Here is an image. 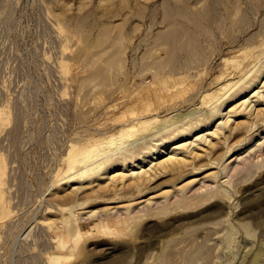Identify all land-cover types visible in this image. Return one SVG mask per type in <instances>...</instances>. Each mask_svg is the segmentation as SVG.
<instances>
[{"label":"rangeland","instance_id":"1","mask_svg":"<svg viewBox=\"0 0 264 264\" xmlns=\"http://www.w3.org/2000/svg\"><path fill=\"white\" fill-rule=\"evenodd\" d=\"M237 58L244 78L264 63V0H0V264H264V104L252 98L250 118L228 114L253 90L264 96L261 84L223 108L233 129L188 168L116 178L130 174L125 153L146 155L153 136L211 121L219 87L247 79ZM145 121L156 122L113 150L104 179L69 181L72 147ZM66 219L117 235L60 249Z\"/></svg>","mask_w":264,"mask_h":264},{"label":"bare ground","instance_id":"2","mask_svg":"<svg viewBox=\"0 0 264 264\" xmlns=\"http://www.w3.org/2000/svg\"><path fill=\"white\" fill-rule=\"evenodd\" d=\"M241 57L245 58L242 55H241ZM241 60H243V59H241ZM231 65H233L234 68H236V70H239L240 71L239 74L242 75V80L245 79V78H247L246 75H245V78L243 77L244 76L243 73L245 71L243 70V67H242L243 64H242V62L239 61L238 58H237V60L233 61ZM233 66H231L232 69H234ZM251 69H249V71ZM254 70L255 69H253L254 74L252 75V77L245 79L241 83H239V81H238V83L233 84V82H234L233 79L234 78H232V81L233 82L231 84V82H230L231 81L230 80V75L231 74L229 73V75H227V77H229V80L230 81L227 83V80H226V84L225 85L223 84L224 86L221 85L222 86V87L220 86L221 88L219 87V89H220V90L218 89L219 90V93L220 94H223V95L220 96V97H218L219 95L217 96V98H220V100L217 103L218 105H216V107H215L214 104L218 100L216 102L214 101L215 102L213 104L214 105V110H213V112L211 111L213 114L210 115V118L212 116V118H211L212 120L210 121V119H209V122H208V118L209 117L208 116L206 117L208 123H205V121H206V119H205L204 122L201 121L204 124H200V122H199L197 125H195L197 123V122H195V124L193 123L194 125L192 124L193 126L190 125L191 127H189V128H186V129H183V130L180 129L181 131L179 129H178V131L177 130H174L175 127L174 128H170V129L168 128L169 130L167 129V134L168 133L170 134L173 130H174V132H172L170 134V136L168 135V137L166 136V137L162 138L159 144L158 143H155V142H159V140H160V139H158L157 141L155 140V138H157L156 136H158V135L153 136V138L150 140L151 146H149V148H148V149L151 148V150H148V152L145 153L146 155H144V156L142 155V157L135 156L131 152L130 153L129 152L125 153V155L123 156L124 158L122 157L124 159V161H122L124 164L122 163V166L123 167H121V168H123L122 171H125V170L130 171V174H126V173L122 172V173H120V175L117 174L116 175V178L118 176L119 179H121V180L123 179L124 180L125 177H128L129 176V177H133L135 179H140V180L142 179L143 180V178L146 179V177L151 176L150 174L151 173L153 174L154 173L153 171L156 170L157 167L158 168L159 167H162V166H171V167H174V166H177V165L180 167V165H181V167L188 168L187 165H188V162L190 161V159H195V158H198V156L203 155L205 153V149H204L205 147L206 148L208 147V149H209V146H215L216 142H218L222 138L224 139V137H226V136L223 135V132L224 131H222V130L227 129L228 126L230 127L229 124L230 123L231 124L233 123L230 120V115L232 117V115H234L235 113H238V111L244 110V112L242 114L246 116L247 115V113H246L247 112L246 111L247 108H249V106L252 105V101H251L252 98H256L255 101H257V98H258L259 100H258L257 103L263 102L262 105L264 104V96H263V94L261 95V93H260L261 90L260 89H259L260 91L259 90H257V91L253 90L252 91L253 93L251 95L252 96L251 98H248V100L245 99V101L243 103H238L239 105L232 106V108L230 110H228L229 111L228 114H230V115L227 116L228 118H226L224 116L225 114L224 115L222 114L223 113V108H225L228 104L232 103L233 101H235L239 97H243L245 94L249 93L253 88H257L258 87L257 85H260L261 84V86H262L261 88L264 89V63L260 66L259 69L256 70V72ZM242 71H244V72H242ZM249 71H248V74H250ZM248 74H247V76H248ZM235 76H236V74H235ZM239 78H240V76H239ZM235 82H237V81H235ZM236 86H238V89H236L235 91H233L234 93L231 92L230 89H232L233 87H236ZM218 90H217V92H218ZM228 90H229V92H231L233 94L232 95H229L230 93L228 94ZM226 94L228 95V97L226 96ZM209 97L210 98L213 97L212 99H214V97H216V96H212V94H208L206 96L207 99L205 98V96H204V99L208 100V99H210ZM255 101H253V102L255 103ZM254 105L256 106V104H254ZM251 107L254 108L253 105L250 106V108ZM250 108L248 109V111L250 110ZM211 110H212V108H211ZM261 110L263 111V109H261ZM250 111H252V110H250ZM250 111H249V115H248L249 118H250ZM211 112L209 114H211ZM241 112H240V114H241ZM257 112H258V110H257ZM259 112H260V110H259ZM252 114L253 113H251V115ZM258 114H257V116H258ZM260 114H263V113L261 112ZM222 115L226 118V120H224V121L222 120L223 122L222 121L221 122H218V125H216L217 128H215V130H212V132H209L207 134H203V135L197 136L198 133L200 134V132H202V131L209 130L207 128V126L209 127V125L211 123H213L215 121V119H217L219 117L221 118ZM239 115L235 114L233 117H236V116H239ZM257 116H255V117H257ZM155 122L156 121H148V122L145 121L142 125H140V123H141L140 122L137 125V127L135 125H133V126L131 125V127H129L128 130H126L125 132L121 133V137H119L118 139H114L113 137L110 136V137L105 138L103 141L94 142L92 145L90 144L89 146L72 147V150L69 152V156H68V169L66 171V174H68L67 175V178L69 179V181L85 180V179L87 180L88 178L90 179V177H95V175H97V177H96L97 180L96 181H98V179H100V181H101V179H104L103 176H106L108 174V172H109L108 170L110 168H112L113 164H116V162H115V163L112 164V166L106 167V163L109 160V157L111 156L110 154L113 152V150L116 149V148L117 149L120 148L125 142H128V141L132 140L133 138H135L134 136L136 134H138L140 136L139 137L137 135L139 137V139L142 138V137L144 138V136H145L144 134L145 133H143L142 131H147L148 128H149V126L151 124L155 123ZM257 123H258V121H257ZM229 127H228V130L230 129ZM255 127H257V126L255 125ZM232 129H230V130H232ZM228 130H225V132L228 131ZM176 131L178 132L177 134L175 133ZM141 132L143 133L144 136L140 135ZM156 132H153V133H156ZM259 133L257 135H254L253 134L254 136H252V139H255L256 137H258L259 136ZM226 134L227 133H225V135ZM190 138L191 139L192 138H195V139L192 140L191 142H185L183 144H178V145H176V143H173L177 139H183V141H184V140H187V139H190ZM261 139H263V137ZM262 141L263 142H260L258 144H256V142H257L256 141L255 144L258 145V146L261 144V146H263L262 144L264 143V140H262ZM219 144H222V140H221V143H219ZM199 145H203V147H199ZM261 146H259L258 148H260ZM171 147H173V148L170 150ZM212 149H214V148H212ZM210 150H211V148H210ZM252 151L250 150V152H252ZM200 153H203V154H200ZM166 155H168L169 157H167L165 160H162L161 162L158 161L157 163H155V164L151 165L150 167L146 168V165H147L146 163L149 162V164H152L153 161H157V160H159V158H161L162 156H166ZM246 156L247 155H245V158H248ZM239 158H241V157L239 156ZM235 159L236 158L232 159L233 160L232 163L234 162ZM241 159H238V160L236 159V161L238 162ZM128 160H129V162H130V160H132V161L130 163H128ZM242 160L244 161V158ZM242 160H241V164H243L242 163ZM119 163L121 165V162H119ZM229 163H231V162H229ZM241 164H240V166H241ZM248 164H249L248 166H245V165H247V164H245L242 167H239V165H237L238 170H237V167H235L236 169L235 168L234 169L237 170L238 172H236L235 170H233V172L234 171L236 172V173L234 172L235 175H237V173H239V171H243L244 172V170L246 171L248 168L250 169L251 167H255L254 166V163H252V162H250V163L248 162ZM229 166H231V164ZM233 167L234 166H232L231 169ZM225 168L228 169L227 166H225ZM136 169H138V170H136ZM91 175H93V176H91ZM209 175H206L204 177H201L202 178L201 180H205V179L208 180V178L210 177ZM111 177H113V176H111ZM111 177H109V178H111ZM211 177H212V175H211ZM114 178L115 177H113V179ZM111 179H109V180H111ZM197 180H200V179H197ZM197 180L193 181L195 183L194 185L197 184V182H196ZM209 180H210V178H209ZM87 182L88 181H86V183ZM88 183H89V186L87 184L88 187L85 186L86 188H89L91 185H92L91 187H93V184H96L97 182L95 183L94 179H92V180H89ZM200 184H201V182H200ZM96 186H97V184H96ZM210 192H212V191L209 190L208 193H210ZM122 207L124 208V206H121V208ZM111 209H113V207ZM115 209H118V208L115 207L114 210ZM119 209H120V207H119ZM91 213H92V215L94 214L93 212L90 211V214ZM98 216H96V217H98ZM90 217H93V216H90ZM104 220L105 219L103 218V221ZM70 221H71V219H70ZM70 221L66 219V222H65L67 224V226H68L67 229H69L68 232L70 233L69 234L70 235V240L69 241H65V240L63 241V240H61L60 243H59V246H61L60 249L62 247L65 248L71 242L73 244V246H74L73 247V250H75V249H77L79 247L80 243L85 238L88 239V237L92 236L94 233L97 234L98 232L102 233L104 236L105 235L106 236H108V235H114V236L117 235V231L115 229H112L111 227H109L107 224L96 225L90 231H82L81 226H78L76 223H75L76 226H74L75 224L73 225V223L70 222ZM69 257L70 256H58V257H56L54 259V261H56V263H61L63 260H66Z\"/></svg>","mask_w":264,"mask_h":264}]
</instances>
